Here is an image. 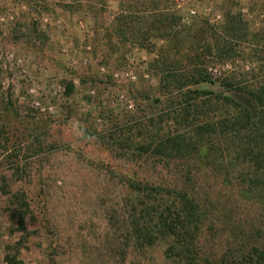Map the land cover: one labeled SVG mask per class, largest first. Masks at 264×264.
<instances>
[{"label":"rangeland","instance_id":"obj_1","mask_svg":"<svg viewBox=\"0 0 264 264\" xmlns=\"http://www.w3.org/2000/svg\"><path fill=\"white\" fill-rule=\"evenodd\" d=\"M177 1L0 0V264H185L137 185L181 186L188 169L139 146L233 112L221 94L252 106L264 0ZM195 67L208 81L163 85ZM190 89L213 94L181 104ZM204 172L203 193L225 192ZM149 222L153 244L138 233Z\"/></svg>","mask_w":264,"mask_h":264},{"label":"trees","instance_id":"obj_2","mask_svg":"<svg viewBox=\"0 0 264 264\" xmlns=\"http://www.w3.org/2000/svg\"><path fill=\"white\" fill-rule=\"evenodd\" d=\"M196 67L191 79L163 76V85L171 90L172 79L174 86L183 91L190 84L208 81L202 69ZM224 85L241 89L233 82L225 81ZM73 90L70 81L66 92L71 94ZM186 91L181 104L213 94L198 89ZM247 93L252 106L221 94L225 103L234 107L233 112L223 114L219 120L188 124L186 131L170 132L139 146L142 152L168 162L175 159L188 169L181 186L137 185L140 193L148 191L159 197L146 201L143 215L150 220L153 213L158 216L155 228L171 239L167 253L177 254L185 264H264V86ZM192 107L197 106L189 105L184 111L186 117ZM212 132L216 140L206 139L205 135ZM193 167L200 168L198 175H193ZM203 169L204 174L221 183L225 192L221 190L212 197L197 187L194 180ZM25 220L24 214L19 216L18 229L22 232H26ZM138 233L147 243H154L151 222L139 227ZM5 261L23 264L17 254H7Z\"/></svg>","mask_w":264,"mask_h":264},{"label":"built area","instance_id":"obj_3","mask_svg":"<svg viewBox=\"0 0 264 264\" xmlns=\"http://www.w3.org/2000/svg\"><path fill=\"white\" fill-rule=\"evenodd\" d=\"M181 1H183V0H178V1H177V2H178V7H181ZM243 11H246V10L244 9ZM189 13H190V14H189L188 17H192V16H194V15L196 14V10L191 9ZM188 17H187V18H188ZM185 20L188 22L187 19H184V21H185Z\"/></svg>","mask_w":264,"mask_h":264}]
</instances>
